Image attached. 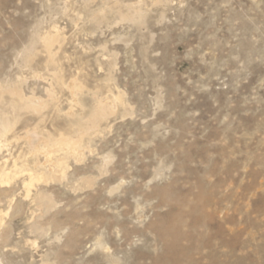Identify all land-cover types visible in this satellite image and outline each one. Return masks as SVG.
Listing matches in <instances>:
<instances>
[{
  "label": "rangeland",
  "instance_id": "374dc122",
  "mask_svg": "<svg viewBox=\"0 0 264 264\" xmlns=\"http://www.w3.org/2000/svg\"><path fill=\"white\" fill-rule=\"evenodd\" d=\"M0 84L18 170L33 127L76 137L112 109L63 177L0 183V264H264V0H0Z\"/></svg>",
  "mask_w": 264,
  "mask_h": 264
},
{
  "label": "bare ground",
  "instance_id": "6f19581e",
  "mask_svg": "<svg viewBox=\"0 0 264 264\" xmlns=\"http://www.w3.org/2000/svg\"><path fill=\"white\" fill-rule=\"evenodd\" d=\"M153 3H155V2H153ZM127 18L131 21L137 22V21L141 20V14L139 11L133 10L132 13H129L127 15ZM58 39H59V35L57 32L49 33V34L46 33V35L42 37V40H43L42 43H44V47L46 48L45 51L47 50V53H48L47 54L48 55L47 60H45V62H46L45 66H54L56 63L55 58H54V54L51 53V48L53 46V43L55 41H57ZM30 47H32V46H30ZM29 48L26 50V55H25L26 63L29 61L31 62V60H30L31 58L29 59V57L32 54V50H30ZM53 75L55 77L57 84H64V82L62 81L60 74L58 72H55ZM71 82H70L71 83V92L70 93H72V95L75 97L77 92H79L80 90H83L82 84L77 82L76 79L75 80L73 79ZM4 87L5 86L3 84H0V102H2V100H3L2 99L3 92L7 91L9 89L8 88L6 90V88H4ZM16 91H17L15 93L16 96L14 97V95H13V98L17 97L16 99H19L18 102L22 103L21 107H23L24 110L29 109L32 112V114L36 116L34 118L43 116L42 115V111H43L42 109L46 106V103L44 101H42V100H40L34 96L26 97L23 94H21L18 90H16ZM48 92H49L48 95L50 97L49 99H53V94H52L53 92H50V91H48ZM79 93H81V92H79ZM3 96H4V94H3ZM16 99H13V100H16ZM75 100H79V99H76V97H75V99H73V101H75ZM13 103H15V102H13ZM16 103H17V101H16ZM115 103H122V97L120 96V94L117 95V97L115 98ZM11 106H12L11 111H5L3 109H0V155H1L2 151L5 150V148L7 146L6 141L8 138L7 137L8 133L13 130V127L15 126L17 120L19 121L18 115L15 113L16 108H14L13 104ZM98 106L96 107L95 110H91L92 112L90 113V116L88 114L89 118H86L88 120V123L86 124V122H84V124H86V125L81 124V125H79V127L75 128V129L78 128V134L76 137H68V136L62 135V136H59L58 138H56V140L53 138V140L51 142H49V140L46 139L44 134L37 130V127H33V129L29 130V132H27V134L25 135L26 140L28 141L27 143L29 144L28 146L31 149L30 150L31 151L30 152L31 157H30V161H29V168L24 167V166H26V164H27L26 163L24 165L21 164L23 168H19V170H18V168H17L18 163L15 160L12 161V165L10 164V166L7 162V159H4V161L2 160V162H0V183L4 184V185L10 184L19 172L26 171L28 174L27 175L28 179L24 178L25 180L23 181V186L25 188V197L29 198V197H31L32 188L34 186H36L35 184L37 182H44L48 179H52L53 177L55 178V176H54L55 172H57V173L60 172L61 173L60 176L62 175V177H63L66 174L65 170H66L67 158L69 156H75V157L78 156L79 157L81 155L80 148L82 146L84 136H88L90 134L97 132L101 123L108 118V114L112 110L110 107L111 105L110 106L109 105H103L101 107H98ZM112 107H114V106L112 105ZM19 110H21V109H19ZM73 115H74L73 112L68 113V116H73ZM77 121H79V120L76 119V122ZM77 124H80V123H76V125ZM47 138L50 139V137H47ZM6 150H8V149L6 148ZM39 156H42L41 158H43L42 159L43 162H42V160L39 159ZM47 166H48V169L46 168ZM26 167H28V166H26ZM90 180H91L90 178L85 179L86 183L91 182ZM3 224L4 223L2 222V218L0 217V227L4 226ZM43 264H48V263H43Z\"/></svg>",
  "mask_w": 264,
  "mask_h": 264
}]
</instances>
